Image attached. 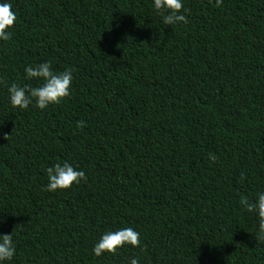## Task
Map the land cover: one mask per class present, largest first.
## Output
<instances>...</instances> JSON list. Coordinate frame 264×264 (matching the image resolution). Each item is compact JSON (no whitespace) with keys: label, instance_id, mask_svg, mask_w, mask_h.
Returning <instances> with one entry per match:
<instances>
[{"label":"trees","instance_id":"16d2710c","mask_svg":"<svg viewBox=\"0 0 264 264\" xmlns=\"http://www.w3.org/2000/svg\"><path fill=\"white\" fill-rule=\"evenodd\" d=\"M4 2L0 234L16 252L2 264H264L240 204L264 192V0H182L188 22L171 26L154 0ZM49 61L72 71L70 96L13 108L8 87L38 86L24 70ZM64 162L86 181L47 191ZM127 227L139 247L93 254Z\"/></svg>","mask_w":264,"mask_h":264},{"label":"clouds","instance_id":"9594fccd","mask_svg":"<svg viewBox=\"0 0 264 264\" xmlns=\"http://www.w3.org/2000/svg\"><path fill=\"white\" fill-rule=\"evenodd\" d=\"M212 3V0H209ZM223 0H215V6L221 7ZM184 5L182 0H154L155 10L163 17L165 25H176L187 23V17L182 14ZM16 14L11 3H0V40L8 41L11 38V31L16 22ZM27 80L41 81L38 86H19L13 83L8 87L10 104L13 108L27 109L35 102V107L44 110L50 105H58L65 98L70 96V88L73 81L72 71L66 69L63 72H54L51 62L29 65L25 68ZM84 121L77 122V128H83ZM8 139V136H4ZM210 159L216 157L210 154ZM48 184L46 190L49 192L63 191L70 189L74 184L86 181V174L82 170H77L69 163L62 165L57 163L47 169ZM243 179V174L241 175ZM240 204L249 213L258 216L259 231L255 237L256 241H264V192L259 193L255 201H250L244 197ZM15 230V229H14ZM139 247L140 234L131 227L121 228L117 231H110L102 235L100 240L92 249L96 257L104 253L115 255L117 250L124 246ZM16 249L13 243L12 234H0V264L10 261L15 255ZM129 264H138V259L133 258Z\"/></svg>","mask_w":264,"mask_h":264}]
</instances>
